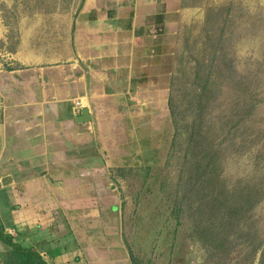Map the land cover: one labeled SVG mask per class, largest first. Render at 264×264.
<instances>
[{"label": "rangeland", "instance_id": "374dc122", "mask_svg": "<svg viewBox=\"0 0 264 264\" xmlns=\"http://www.w3.org/2000/svg\"><path fill=\"white\" fill-rule=\"evenodd\" d=\"M83 1L0 0V108L14 57L56 60L59 12ZM161 2L114 114L93 109L89 148L61 151L53 220L5 228L47 264H264V0Z\"/></svg>", "mask_w": 264, "mask_h": 264}, {"label": "crops", "instance_id": "0c3cea01", "mask_svg": "<svg viewBox=\"0 0 264 264\" xmlns=\"http://www.w3.org/2000/svg\"><path fill=\"white\" fill-rule=\"evenodd\" d=\"M114 1L84 0L76 13L59 12L56 60L23 62L14 57L21 67L8 71L0 108V224L4 231L8 226L29 227L32 221L41 225L53 220L42 211L50 208L46 207L48 195L59 196L62 149L71 143L89 148L92 110H109L113 115L115 107L107 105L109 100L128 93L133 44L151 27L141 23L148 17L144 8L155 7L158 0H135L131 16L125 3ZM83 107L90 120L75 122ZM49 179L56 183L49 184ZM50 205L55 212L58 204ZM34 211L40 212L37 217Z\"/></svg>", "mask_w": 264, "mask_h": 264}, {"label": "trees", "instance_id": "16d2710c", "mask_svg": "<svg viewBox=\"0 0 264 264\" xmlns=\"http://www.w3.org/2000/svg\"><path fill=\"white\" fill-rule=\"evenodd\" d=\"M169 112L172 115V108ZM192 127L193 126L189 128L191 134ZM202 169H204V167L202 166V163L199 162V159L195 160L193 166V170L196 172L195 175L197 174V171H202ZM196 182L199 181L194 179L193 183ZM16 229L18 230V228ZM17 232L19 234L18 238H21L24 241V233H20L19 231ZM13 238L14 237L10 233L4 231L3 226L0 224V241L10 247L8 254L5 255V257H8V260H10V263L12 262V264H47V262L42 258L39 252L36 251V249H34L32 246H25L22 241L21 243L19 241H14ZM29 239L31 238L29 237ZM131 264H137V262L132 259Z\"/></svg>", "mask_w": 264, "mask_h": 264}, {"label": "water", "instance_id": "95a60500", "mask_svg": "<svg viewBox=\"0 0 264 264\" xmlns=\"http://www.w3.org/2000/svg\"><path fill=\"white\" fill-rule=\"evenodd\" d=\"M75 122H87L90 120V115L86 107L81 108L80 113L74 116Z\"/></svg>", "mask_w": 264, "mask_h": 264}, {"label": "built area", "instance_id": "2783aa9c", "mask_svg": "<svg viewBox=\"0 0 264 264\" xmlns=\"http://www.w3.org/2000/svg\"><path fill=\"white\" fill-rule=\"evenodd\" d=\"M78 102H75V105L77 106Z\"/></svg>", "mask_w": 264, "mask_h": 264}]
</instances>
